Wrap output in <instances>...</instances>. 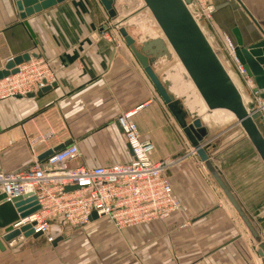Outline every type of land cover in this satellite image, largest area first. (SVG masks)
Returning <instances> with one entry per match:
<instances>
[{
    "label": "crops",
    "instance_id": "obj_1",
    "mask_svg": "<svg viewBox=\"0 0 264 264\" xmlns=\"http://www.w3.org/2000/svg\"><path fill=\"white\" fill-rule=\"evenodd\" d=\"M212 1L216 21L235 44L264 40V0ZM112 22L100 0H64L25 18L16 0H0V72L12 59L33 55L49 61L55 75L45 91L0 101V171L23 169L71 143L81 153L73 167L128 162L132 153L117 117L137 110L135 121L155 145L154 157L176 160L169 175L183 208L123 231L98 218L55 236L64 227L55 223L56 240L47 247L37 245L42 236L4 241L0 264H256L252 232L192 153L190 139ZM129 33L138 38L143 30ZM219 134L206 138L213 165L247 216L264 221V163L240 128ZM259 236L264 241V232Z\"/></svg>",
    "mask_w": 264,
    "mask_h": 264
},
{
    "label": "water",
    "instance_id": "obj_2",
    "mask_svg": "<svg viewBox=\"0 0 264 264\" xmlns=\"http://www.w3.org/2000/svg\"><path fill=\"white\" fill-rule=\"evenodd\" d=\"M62 1L16 0V6L21 17L25 18ZM100 1L113 19V28L131 48L196 153L259 242L264 264V241L213 165L206 148L208 136L240 128L264 163V120L254 108L253 100L216 36L199 19L194 0H127L123 16H119L115 8L116 0ZM131 28L142 29V35L135 38L129 33ZM236 54L264 92V40L249 47L239 42ZM30 56L12 59L0 72V77L17 72L16 66L29 60ZM47 89L49 87L39 92ZM66 145L48 150L39 159ZM38 209L34 196L7 201L6 195L0 191V233H5L0 239L1 250H5L4 241L13 244L11 240L16 237L24 240L41 236L31 225L12 230V224L20 217L29 216ZM91 219H98V215L93 213Z\"/></svg>",
    "mask_w": 264,
    "mask_h": 264
},
{
    "label": "built area",
    "instance_id": "obj_3",
    "mask_svg": "<svg viewBox=\"0 0 264 264\" xmlns=\"http://www.w3.org/2000/svg\"><path fill=\"white\" fill-rule=\"evenodd\" d=\"M194 2L199 19L216 36L253 100L254 108L264 120V92L238 59L237 44L216 25L214 3L212 0ZM16 68L17 72L0 77V101L36 94L54 82L53 69L42 57L32 55ZM136 114L137 110H131L117 117L132 151L128 162L73 167L71 164L81 153L78 144L71 143L42 160L35 158L24 170L0 171V191L6 195L7 201L30 195L39 205L36 212L13 223L12 230L31 225L35 233H41L53 243L56 237L51 234V229L55 223L85 227L92 221L93 213L99 219H109L123 231L164 221L180 212L183 202L176 195L169 175L176 160L154 157L155 145L141 134L135 121ZM45 139L44 136L35 139L33 146ZM192 153L196 154V151Z\"/></svg>",
    "mask_w": 264,
    "mask_h": 264
},
{
    "label": "rangeland",
    "instance_id": "obj_4",
    "mask_svg": "<svg viewBox=\"0 0 264 264\" xmlns=\"http://www.w3.org/2000/svg\"><path fill=\"white\" fill-rule=\"evenodd\" d=\"M126 3H127V0H116V2H115V8H116L118 14L121 13L119 15H122L123 16V15L126 14L125 13V5H126ZM215 21H216V19H215ZM216 25L220 27V25H219V23L217 21H216ZM221 30H223V29L221 28ZM250 220H251V223L253 224L255 230L259 233V235H260V233H263L264 232V221H259V220H257V218H253V217H251ZM65 228H69V229H71L73 231L79 230L77 228H72V227H69V226H64V227H61L60 230L56 234H54V235L55 236L56 235L61 236V235H64V234L66 235L69 232H71V230H67V229L65 230ZM81 229H83V228H81ZM252 237H253V239H252V248H251V250H252V253H253V262L255 261L256 264H262L261 257L258 256L257 251H256V249L257 250H260V247L258 245L259 242L256 240V238L254 237V235ZM48 243L49 242L46 240V238H44V241L38 242L37 245H39L40 247H47V245H49Z\"/></svg>",
    "mask_w": 264,
    "mask_h": 264
}]
</instances>
